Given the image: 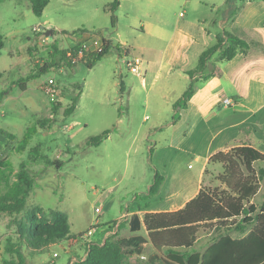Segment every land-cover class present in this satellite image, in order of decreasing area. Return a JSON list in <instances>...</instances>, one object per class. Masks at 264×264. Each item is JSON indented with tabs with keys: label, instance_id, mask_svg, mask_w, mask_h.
<instances>
[{
	"label": "rangeland",
	"instance_id": "1",
	"mask_svg": "<svg viewBox=\"0 0 264 264\" xmlns=\"http://www.w3.org/2000/svg\"><path fill=\"white\" fill-rule=\"evenodd\" d=\"M113 1L50 0L39 17L33 13L30 0H0L1 41L5 45L7 40L6 49L0 51V89L11 90L0 98V102L8 98L1 107L6 116L0 117V127L12 136L11 141L2 138L0 196L11 193L22 164L35 178L24 212L11 214L0 209V264H22L6 247L10 241L17 242L21 226L28 223V213L34 214L40 225L51 224L49 211L63 213L76 237L93 227L97 232L96 222L106 218L109 204L113 203L111 214L119 217L122 205L147 202L134 200L133 189L138 188L139 194L147 189L144 178L153 176V164L165 175L163 165L170 155L166 151L170 140L159 132L158 125L169 121L171 108L162 96L171 88L163 78L152 84L153 72L171 44L174 31L185 21L198 23L197 19H208L206 27L210 28L211 20L218 18L212 11L224 0H119V8L112 12ZM36 27L46 31L53 28L54 36L36 33ZM82 32L128 45L144 62L142 77L132 74L118 52L111 50L92 68L81 64L65 73L66 68L57 66L26 80L36 65L44 67L53 62V44L60 49L70 48L76 42L67 43L66 38L73 40ZM149 64L154 69L146 77L144 69ZM49 78H54L61 90L55 100L41 89ZM73 100L76 110L69 115ZM105 132L108 136L100 146L87 145L91 138ZM27 133L30 139L23 147L21 140ZM49 162L64 165L58 169ZM134 167L142 181L126 176ZM185 171L188 169L181 167V172ZM263 197L264 192L257 202ZM98 207L101 216L96 213ZM230 234L239 237L235 231ZM112 238L122 242L126 264H143L142 259L129 261L135 249L123 241L125 235L107 240ZM66 243L71 244L70 252L58 244L37 251L24 248V264H52L53 260L54 264H69L73 258L85 259L87 247ZM55 252L59 253L57 259L53 258Z\"/></svg>",
	"mask_w": 264,
	"mask_h": 264
},
{
	"label": "crops",
	"instance_id": "2",
	"mask_svg": "<svg viewBox=\"0 0 264 264\" xmlns=\"http://www.w3.org/2000/svg\"><path fill=\"white\" fill-rule=\"evenodd\" d=\"M215 12L218 18L211 20L210 28L206 27L208 19H197L198 23L183 22L174 31L171 44L165 49L154 72L150 64L144 69L146 77L153 72L152 84L163 78L167 87L171 88L162 96L171 108L169 121L158 125L159 132L167 134L170 140L166 145L170 155L163 165L165 175L160 173L158 165L153 164V176L144 178L147 189L140 192L145 194L149 191L157 173L164 177L161 190L157 195L144 199L147 201L144 205L136 201L122 205L119 217L111 214L114 209L111 200L106 218L100 219L97 232L91 236L94 238L79 243L82 247H87L88 242L93 240V243L103 245L108 238L123 234L126 238L123 241H128L135 249L130 254V262L137 263L142 259L143 264H175L167 259L166 251L153 247L144 225L145 214L179 211L199 194L203 186L212 190L224 189L225 186L217 180V172H222L223 166L210 163L214 155L243 146L253 147L264 154V1L224 0L220 8L215 6L212 13ZM181 17L185 14L181 13ZM50 30L54 31L53 28ZM225 32L246 41L249 49L238 52L231 60H221V51H218L209 61L207 70L194 77L195 94L178 113V120L173 121V106L191 83L187 71L197 67L201 54L213 47L218 36H224ZM6 41L3 49H6ZM66 41L73 43L79 41V37L73 40L67 37ZM176 92L172 99L171 94ZM7 101L8 98H5L0 102L1 118L6 116L1 107ZM181 167L188 172L182 173ZM136 172L134 167L126 176L142 181V178H137ZM138 192V188L133 189L134 200L142 195ZM258 197L252 203L262 204L264 197L257 202ZM104 199L100 197V201ZM116 222L119 225L113 226ZM211 238L209 230L201 231L194 248L188 252L203 251Z\"/></svg>",
	"mask_w": 264,
	"mask_h": 264
},
{
	"label": "trees",
	"instance_id": "3",
	"mask_svg": "<svg viewBox=\"0 0 264 264\" xmlns=\"http://www.w3.org/2000/svg\"><path fill=\"white\" fill-rule=\"evenodd\" d=\"M30 2L33 13L40 17L50 0H30ZM119 6L120 1L114 0L110 10L115 12ZM115 21L113 16V25ZM3 47L4 42L1 41L0 35V50ZM53 49V62L47 63L44 67L36 65L32 74L26 78L27 81L36 79L53 67L74 69L67 54L68 52L76 53L79 50L78 45L60 49L55 43ZM118 49L119 44L105 40L102 51L89 55L84 64L92 68L111 50L118 52ZM248 49L249 44L246 41L227 32L224 36H218L217 43L201 54L197 67L187 71L191 83L173 106L175 113L173 121L178 120V113L187 106L195 94L194 77L207 70L209 61L218 51H221V60H231L238 52ZM22 88L26 90L24 84ZM79 90H81L80 87ZM10 91V88L0 90V98L8 95ZM76 105L73 100V105L67 111L69 115L76 110ZM107 136L108 132H105L93 137L87 145L100 146ZM3 137L12 140L11 134L0 129V150H2ZM29 139L30 133H27L21 140L23 147ZM210 163L223 166L224 171L218 175L217 180L225 188L212 190L203 186L199 194L179 211L145 214L144 225L153 247L158 251H166L167 259L175 264H264V201L258 205L252 203L264 189V154L253 147L243 146L227 153L221 152L214 155ZM49 164L58 169L64 165L60 162H49ZM163 182L164 177L157 173L149 191L138 195V199H149L157 195ZM34 188L35 178L27 166L22 164L17 171V180L11 193L8 197L0 196V209L11 214H21L28 207V199ZM9 201V206H5ZM49 213L51 224L47 225L36 223L34 214L28 213V223L21 226L17 242L14 244L10 241L6 247V251L15 254L22 264L25 262L24 248L37 251L77 236L71 233L66 215L58 211H49ZM203 230H209L212 233L209 244L201 252L189 253L188 251L194 248L199 233ZM233 231L239 237L231 235L230 232ZM121 243L114 238L107 240L103 245L90 242L87 246L86 258H79L75 264H126Z\"/></svg>",
	"mask_w": 264,
	"mask_h": 264
},
{
	"label": "built area",
	"instance_id": "4",
	"mask_svg": "<svg viewBox=\"0 0 264 264\" xmlns=\"http://www.w3.org/2000/svg\"><path fill=\"white\" fill-rule=\"evenodd\" d=\"M34 32L45 33L46 30L44 27H36L34 28ZM46 37L50 38V36H47V35ZM75 42H76V45L79 46V50L76 53L68 52L67 58L72 61V64L74 65V69H78V67L81 64H84L86 62L87 57L89 55L98 54L99 52L102 51V49L104 48L105 39L98 37L97 35L88 34L87 32H82L79 35V41H75ZM74 46H71V47H74ZM118 54L121 59H124V63L126 64L127 68L132 74L138 77H141L143 75L142 66L144 62L140 57L135 56L134 50L132 48H130L128 45L124 43H121L119 44ZM63 72L66 73L67 70H63ZM41 89L47 95H50L53 100H55L61 93L59 85L54 78H49L48 80L44 81L41 84ZM226 102H229V101L226 100ZM96 213L101 216L102 209L100 207L96 208ZM117 225H119V222H116L113 224V226H117ZM96 226H99V221L96 222ZM95 230H96L95 227H93L87 233L80 234L78 237H74L69 240L63 241L59 243L58 245H63L64 249L70 252L71 244L66 243V242H71V243L87 242L90 240L91 236L95 233ZM58 257H59V253L55 252L53 254V258L57 259ZM77 261L78 259L76 260L75 258H73L70 260L69 264H75ZM54 263L55 261L53 260L52 264Z\"/></svg>",
	"mask_w": 264,
	"mask_h": 264
},
{
	"label": "water",
	"instance_id": "5",
	"mask_svg": "<svg viewBox=\"0 0 264 264\" xmlns=\"http://www.w3.org/2000/svg\"><path fill=\"white\" fill-rule=\"evenodd\" d=\"M46 35L50 36V37H53L54 36V31L53 30H48V31H46Z\"/></svg>",
	"mask_w": 264,
	"mask_h": 264
}]
</instances>
